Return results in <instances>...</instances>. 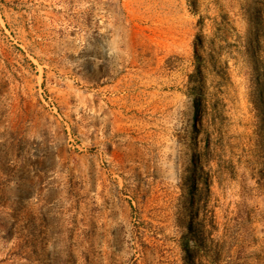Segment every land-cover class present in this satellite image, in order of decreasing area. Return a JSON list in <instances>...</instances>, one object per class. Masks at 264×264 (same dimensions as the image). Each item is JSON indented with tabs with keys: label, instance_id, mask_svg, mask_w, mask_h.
Returning a JSON list of instances; mask_svg holds the SVG:
<instances>
[{
	"label": "rangeland",
	"instance_id": "rangeland-1",
	"mask_svg": "<svg viewBox=\"0 0 264 264\" xmlns=\"http://www.w3.org/2000/svg\"><path fill=\"white\" fill-rule=\"evenodd\" d=\"M186 202L264 264V0H0V264H193Z\"/></svg>",
	"mask_w": 264,
	"mask_h": 264
},
{
	"label": "trees",
	"instance_id": "trees-1",
	"mask_svg": "<svg viewBox=\"0 0 264 264\" xmlns=\"http://www.w3.org/2000/svg\"><path fill=\"white\" fill-rule=\"evenodd\" d=\"M194 108H195V115H196V117H198L200 115V108L198 107L197 104H195ZM200 164H201V160L199 158H197V160H196V169H195L196 171H198V169L200 167ZM189 191L190 192L188 193V195H190L191 198L196 197V192H195L193 187H191ZM188 203L189 202H186V204H185V207H186V210H187V215H185L183 217V221H182L184 229L185 230L188 229V231L186 230L187 232L185 233V239H186L185 240L186 241L185 242V245H186L185 253H186V256H188V258L191 260V262L193 264H195L197 262V254L193 250V244H190L189 239L192 238V241L194 243L198 244L197 240L200 237H202V234L199 232V230L193 231L194 228H195V223L192 220L191 215H192V210L193 209H197V206H193L192 208H190L188 206ZM185 219H188V220H185Z\"/></svg>",
	"mask_w": 264,
	"mask_h": 264
},
{
	"label": "bare ground",
	"instance_id": "bare-ground-1",
	"mask_svg": "<svg viewBox=\"0 0 264 264\" xmlns=\"http://www.w3.org/2000/svg\"><path fill=\"white\" fill-rule=\"evenodd\" d=\"M191 106H193V107H192V109H193L192 111H193V113L195 114V108H194V105L192 104ZM190 109H191V108L189 107L188 111H189V114L191 115Z\"/></svg>",
	"mask_w": 264,
	"mask_h": 264
}]
</instances>
